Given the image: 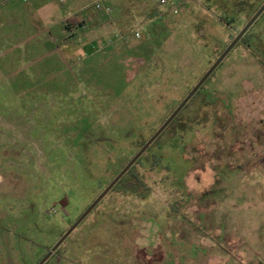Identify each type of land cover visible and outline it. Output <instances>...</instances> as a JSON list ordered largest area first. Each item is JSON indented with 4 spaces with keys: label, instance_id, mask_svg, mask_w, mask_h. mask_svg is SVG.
<instances>
[{
    "label": "rangeland",
    "instance_id": "obj_1",
    "mask_svg": "<svg viewBox=\"0 0 264 264\" xmlns=\"http://www.w3.org/2000/svg\"><path fill=\"white\" fill-rule=\"evenodd\" d=\"M185 1L0 0V264H39L115 179L107 160L132 159L165 94L187 97L248 24L204 47L218 15ZM245 39L264 55V12ZM191 99L208 120L153 145L170 170L136 165L149 194L109 191L44 264H264V64L239 43Z\"/></svg>",
    "mask_w": 264,
    "mask_h": 264
},
{
    "label": "trees",
    "instance_id": "obj_2",
    "mask_svg": "<svg viewBox=\"0 0 264 264\" xmlns=\"http://www.w3.org/2000/svg\"><path fill=\"white\" fill-rule=\"evenodd\" d=\"M205 5L208 10L214 11L215 14L218 15V19L216 20H208L204 19V21H209L208 28L205 29V36L202 39L203 42H207L206 45L214 44L215 46L220 48L221 40L220 37L213 33V29L216 25H222L225 27H229L231 29H237L240 23V18L245 17L247 19V23L254 17V15L259 11V9L264 5V0H259L258 3L255 0H206ZM88 18L83 19L80 14H76L75 16L66 19L64 25L67 28H84ZM246 23V24H247ZM248 33V32H247ZM246 33V34H247ZM245 34V36H246ZM245 36L239 41L242 43L244 48L254 57L259 59L264 64V55L260 50V46L258 44H250L245 39ZM239 43L237 45H239ZM227 49V47H223L221 49V53ZM163 98L165 100L164 105L159 110V116L161 117L162 125L166 122V120L173 114V112L178 108V106L183 102V99H173L172 97L166 96ZM158 102H155V106L158 105ZM158 108V106H156ZM213 108H216L214 106ZM210 112L209 104L206 101L205 103H193V99L184 106V108L180 111V113L175 117V119L168 125V127L156 138L153 144L140 156V158L135 162V164L122 176V178L112 187V190H120V191H128L132 194H137L138 196L145 197L149 193L147 189L144 188V184L142 180L139 178L138 173L136 171V165L142 161H145L147 165H149L151 170H156L159 167H166L170 170V165H168L162 156L161 153H157L153 151V145L159 142L162 138H164L165 133L168 130L174 129L176 124H179L181 127L187 124H191L194 121L200 122L202 124L206 123L208 120V115ZM177 122V123H176ZM159 130V129H158ZM157 130V131H158ZM156 131V132H157ZM155 132V133H156ZM154 133V134H155ZM148 141H146L147 143ZM143 143V146L146 144ZM164 147L170 148L173 144L171 141H164ZM172 144V145H171ZM152 147V148H151ZM151 148V151H149ZM167 150V149H166ZM170 150V149H168ZM132 159H128L124 155H118V160L114 161L112 159H108V172L112 173V176H118L120 172L125 168V166ZM182 163L185 164L186 170L185 175H187L193 169V163L188 159H182ZM166 163V166L164 165ZM177 184L178 180L176 179ZM179 185V184H178ZM184 186L180 188L183 190ZM59 249V248H58ZM57 249V250H58Z\"/></svg>",
    "mask_w": 264,
    "mask_h": 264
},
{
    "label": "water",
    "instance_id": "obj_3",
    "mask_svg": "<svg viewBox=\"0 0 264 264\" xmlns=\"http://www.w3.org/2000/svg\"><path fill=\"white\" fill-rule=\"evenodd\" d=\"M264 5L259 9V11L254 15V17L248 22V24L243 28V30L237 35L233 42L227 47L219 59L213 64V66L208 70V72L203 76V78L198 82V84L193 88V90L187 95L183 102L178 106V108L173 112V114L166 120V122L159 128V130L148 140V142L141 148V150L132 158V160L125 166V168L120 172L118 176L109 184V186L103 191V193L91 204V206L82 214V216L76 221V223L63 235L60 241L47 253L43 260L39 264H44L61 246L65 239L79 226V224L92 212V210L97 206V204L108 194L112 187L122 178V176L135 164V162L140 158V156L153 144L156 138L168 127V125L175 119V117L180 113L184 106L190 101V99L196 94V92L201 88V86L207 81V79L214 73L217 67L223 62V60L228 56V54L233 50V48L239 43V41L245 36L252 25L257 21V19L263 14Z\"/></svg>",
    "mask_w": 264,
    "mask_h": 264
},
{
    "label": "built area",
    "instance_id": "obj_4",
    "mask_svg": "<svg viewBox=\"0 0 264 264\" xmlns=\"http://www.w3.org/2000/svg\"><path fill=\"white\" fill-rule=\"evenodd\" d=\"M159 4L162 6H167L170 14H172L173 16H178L184 6V4L186 3L185 0H158ZM96 9L97 10H102L105 13H110L111 10L109 8H103L101 5L97 4L96 5ZM135 37L139 38V32L135 33Z\"/></svg>",
    "mask_w": 264,
    "mask_h": 264
},
{
    "label": "crops",
    "instance_id": "obj_5",
    "mask_svg": "<svg viewBox=\"0 0 264 264\" xmlns=\"http://www.w3.org/2000/svg\"><path fill=\"white\" fill-rule=\"evenodd\" d=\"M186 4H188V3H185L182 9H184V7H185ZM167 9H168V8H167ZM158 20H160V19H157V21H158Z\"/></svg>",
    "mask_w": 264,
    "mask_h": 264
}]
</instances>
